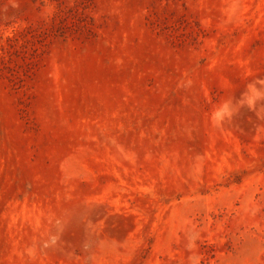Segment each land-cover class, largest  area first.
I'll use <instances>...</instances> for the list:
<instances>
[{"label": "rangeland", "instance_id": "374dc122", "mask_svg": "<svg viewBox=\"0 0 264 264\" xmlns=\"http://www.w3.org/2000/svg\"><path fill=\"white\" fill-rule=\"evenodd\" d=\"M0 264H264V0H0Z\"/></svg>", "mask_w": 264, "mask_h": 264}, {"label": "trees", "instance_id": "16d2710c", "mask_svg": "<svg viewBox=\"0 0 264 264\" xmlns=\"http://www.w3.org/2000/svg\"><path fill=\"white\" fill-rule=\"evenodd\" d=\"M19 34H23V32L21 33V31L19 32ZM18 36V35H17ZM17 36H11V37H7V40L8 41H12V40H16V39H18V37Z\"/></svg>", "mask_w": 264, "mask_h": 264}]
</instances>
